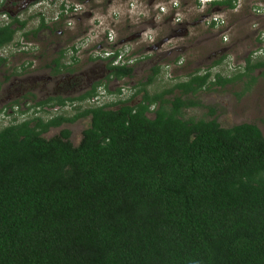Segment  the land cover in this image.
I'll return each instance as SVG.
<instances>
[{"label":"trees","instance_id":"trees-1","mask_svg":"<svg viewBox=\"0 0 264 264\" xmlns=\"http://www.w3.org/2000/svg\"><path fill=\"white\" fill-rule=\"evenodd\" d=\"M17 22L0 25V49L14 40ZM118 55L103 57L110 76H130ZM54 63L55 73L69 70ZM256 68L264 77V59L247 65ZM209 77L0 128V264H264L262 132L249 122L224 127L182 115L200 105L185 97ZM97 85L71 101L93 96ZM80 118L89 125L77 144L68 128L44 136Z\"/></svg>","mask_w":264,"mask_h":264},{"label":"rangeland","instance_id":"rangeland-1","mask_svg":"<svg viewBox=\"0 0 264 264\" xmlns=\"http://www.w3.org/2000/svg\"><path fill=\"white\" fill-rule=\"evenodd\" d=\"M11 18L23 26L15 23L14 40L0 49V128L33 117H72L91 104L71 99L95 83L110 103L143 87L154 94L208 73L206 85L185 97L200 105L183 109V117L215 118L224 127L249 122L264 136V77L259 68L247 70L264 59V0H237L234 9L209 0H0V25ZM114 51L116 61L132 66L130 76H110L103 57ZM56 59L69 70L53 74ZM218 76L231 81L211 84ZM53 95L69 102L49 103L52 111L35 103ZM88 125L80 118L44 136L68 128L77 144Z\"/></svg>","mask_w":264,"mask_h":264},{"label":"built area","instance_id":"built-area-1","mask_svg":"<svg viewBox=\"0 0 264 264\" xmlns=\"http://www.w3.org/2000/svg\"><path fill=\"white\" fill-rule=\"evenodd\" d=\"M215 20H217V19H215ZM103 96H104V91H98L97 94H95L93 97L88 98L87 102L90 103L91 105L101 106L104 104Z\"/></svg>","mask_w":264,"mask_h":264},{"label":"flooded vegetation","instance_id":"flooded-vegetation-1","mask_svg":"<svg viewBox=\"0 0 264 264\" xmlns=\"http://www.w3.org/2000/svg\"><path fill=\"white\" fill-rule=\"evenodd\" d=\"M23 44H25V43H23ZM55 65H54V67H52V68H50V70L52 71V73L53 74H56L54 71H55ZM28 95H30L31 96V94H28ZM50 97H59V96H57V95H53V96H49V97H46V98H44V100H39V101H36L35 103H39V102H42V101H45L46 99H48V98H50ZM64 98V97H63ZM27 103H29V102H27ZM26 103V104H27ZM30 104V103H29ZM39 107H42V110H47V111H52L51 109H50V107H49V104H44V105H38ZM60 106H54V110L56 109V111H59L60 110Z\"/></svg>","mask_w":264,"mask_h":264},{"label":"clouds","instance_id":"clouds-1","mask_svg":"<svg viewBox=\"0 0 264 264\" xmlns=\"http://www.w3.org/2000/svg\"><path fill=\"white\" fill-rule=\"evenodd\" d=\"M108 54H109V53H108ZM108 54H107V55H108ZM116 62H118V61H116ZM101 90H102L101 88H99L98 90H97V88H96L95 94H97V92H98V91H101ZM95 94H94V95H95ZM94 95H93V96H94ZM93 96H91V97H93ZM91 97H88V98H91ZM88 98H87V99H88ZM101 106H102V105H101ZM55 111H56V110H55Z\"/></svg>","mask_w":264,"mask_h":264}]
</instances>
